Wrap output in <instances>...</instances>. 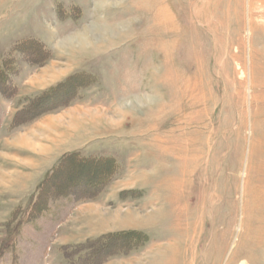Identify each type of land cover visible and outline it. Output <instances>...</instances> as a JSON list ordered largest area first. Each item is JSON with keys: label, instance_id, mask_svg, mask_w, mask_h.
I'll return each instance as SVG.
<instances>
[{"label": "rangeland", "instance_id": "rangeland-1", "mask_svg": "<svg viewBox=\"0 0 264 264\" xmlns=\"http://www.w3.org/2000/svg\"><path fill=\"white\" fill-rule=\"evenodd\" d=\"M263 0H0V264H264Z\"/></svg>", "mask_w": 264, "mask_h": 264}, {"label": "bare ground", "instance_id": "bare-ground-1", "mask_svg": "<svg viewBox=\"0 0 264 264\" xmlns=\"http://www.w3.org/2000/svg\"><path fill=\"white\" fill-rule=\"evenodd\" d=\"M264 1V0H263ZM259 194L264 195V183L255 187V191L252 192L251 199H256Z\"/></svg>", "mask_w": 264, "mask_h": 264}]
</instances>
